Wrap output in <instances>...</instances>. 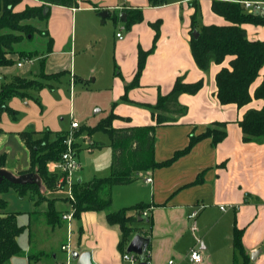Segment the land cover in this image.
Wrapping results in <instances>:
<instances>
[{
  "label": "crops",
  "instance_id": "crops-1",
  "mask_svg": "<svg viewBox=\"0 0 264 264\" xmlns=\"http://www.w3.org/2000/svg\"><path fill=\"white\" fill-rule=\"evenodd\" d=\"M212 1L166 0L164 5L152 6L149 0H82L77 8L50 5L48 18L40 20L45 26L42 24V28H39L46 32V46L40 49L41 57L30 61H39L40 70L31 72L30 66L23 73L25 76L30 71L35 75L36 79L33 80H39L42 72L49 75L66 72L62 78L69 76L70 81H82L81 77L76 76L79 70L76 65L86 64L87 61L77 60L79 50L85 46L92 48L95 43L105 45L109 42L106 30H111L112 57H108L107 61L99 59L100 68L92 66L90 72L97 74L100 71L103 74L101 84L109 93L105 103L107 113L103 119L114 112L118 116L113 121L116 128L154 124L148 106L155 105L160 94H168L178 77L184 76L187 83L203 80L204 85L197 94L185 93L179 97V103L188 108L187 113L178 117L173 124L156 128L155 161L165 162L174 158L187 147L192 134L200 135L214 123L226 124L225 139L213 144L211 138H205L169 165L142 172L139 179L130 184L112 187L123 195L120 203L116 204L114 200L112 205L115 211L139 203L149 206L142 213L147 217L149 228L138 226L142 227L141 233L151 240L146 254L148 264H169L171 260L173 264H196L190 258L192 250L202 254L200 264H264V141L245 142L239 125L248 110H260L264 101L253 98L243 107L219 102L216 74L223 67H229L230 57L221 64L212 62L207 71L197 66L190 48L193 17L197 28L229 24L213 12ZM41 4L38 0H22L14 11ZM136 8L142 9L143 20L130 27L127 21L122 22L115 15L126 13L128 18L127 11ZM104 10L109 12V17L100 16ZM155 22H160L159 39L145 59L137 84L133 85L140 49L149 51L153 47L156 32L150 24ZM243 28L249 40L264 41V26L244 24ZM119 32L122 38L117 37ZM9 58L14 64L0 66L1 84L12 81L7 79V75L12 76L15 67L25 68L18 54H11ZM19 62H22L21 67L18 66ZM263 78L264 66L250 87L252 96ZM2 79L4 82H1ZM128 86L131 87L127 91ZM23 100L28 105V98L24 97ZM31 128L34 126L31 125ZM19 139L23 151L28 155V167H22V151L16 154L17 164L13 167L7 157L1 174L14 182L37 181L43 191L41 187L44 186L36 174L27 172L30 154L21 136ZM87 142L89 149H95L92 148L94 142L89 139ZM81 149L82 146L78 153ZM4 153L7 154V151ZM81 171L82 168L76 175L78 181H82ZM147 178L152 181L147 182ZM35 205L36 213L44 215L42 212L46 207ZM222 206L225 210L221 209ZM69 208L63 202L58 209L65 213ZM194 210H198L196 234L191 231L193 220L189 218ZM93 212L100 218V227H91L92 236L81 227L76 240L79 253L90 252L93 264H125L118 248L121 236L119 227L107 223L105 212ZM87 213L82 214L85 216ZM41 217L34 218V223ZM140 220L143 221L142 218ZM235 227L242 230L244 254L238 256L233 247ZM78 247L73 245V252ZM52 259L56 264L62 258L53 254Z\"/></svg>",
  "mask_w": 264,
  "mask_h": 264
},
{
  "label": "trees",
  "instance_id": "trees-1",
  "mask_svg": "<svg viewBox=\"0 0 264 264\" xmlns=\"http://www.w3.org/2000/svg\"><path fill=\"white\" fill-rule=\"evenodd\" d=\"M42 4L37 7H26L23 11H14L22 0H0V66H12L14 61L9 55L18 53L15 44L19 43L23 34H31L35 30L25 22L29 19L45 20L49 12L44 15L45 7L59 5L77 8L82 0H38ZM244 0H213L212 10L222 16L229 24L224 26L208 25L197 28V22L193 17V30L199 32V36H191L190 48L193 58L202 71H207L212 62L221 64L230 57L229 67H223L216 74L217 98L223 105L236 104L243 107L251 102L253 98L264 101V78L256 88L254 96L250 94L252 83L259 76L264 66V41H251L243 28L244 24L264 26V11L248 12L241 3ZM86 2V1H85ZM89 2V1H88ZM152 6L164 5L166 0H149ZM90 3V2H89ZM91 4V3H90ZM127 26L143 20V11L140 8L127 11ZM155 30L153 47L149 51H139L138 71L133 85H136L141 75L145 59L150 54L160 36V22L150 24ZM40 31L41 35L46 32ZM18 33V34H16ZM50 49V47H49ZM41 52L35 53L40 54ZM23 55V53L21 52ZM34 54V55H35ZM66 72L56 74H40L39 80H27L24 77L16 76L11 82L0 83V109L6 108V102L13 96L21 95L26 97V91L34 87H43L47 81L60 79ZM203 80L194 83L185 82V77H178L173 89L166 95L160 94L151 110L154 124L148 126H131L116 128L113 121L118 118L111 112L105 119L96 126L82 128L77 131L76 136L87 132L92 136L95 132L101 131L108 135L112 149L111 173L108 177L94 178L87 184L77 181L75 189V213L77 218L87 211L105 212L106 220L110 226H118L121 231L119 250L123 253L133 237V222L137 216H142V211L148 205L137 204L128 208L112 211V198L109 192L113 186L127 185L139 179L140 174L149 169L169 165L178 157L188 153L199 141L211 138L213 144L223 141L227 135L225 123H214L200 135L192 134L189 144L185 149L179 151L174 158L165 162H156L154 158L156 128L165 124H173L178 117L185 115L188 108L179 103L182 94H197L203 87ZM131 86L127 87V91ZM127 94V93H126ZM127 96H124L126 100ZM239 125L242 129L245 142L264 141V105L260 110H248ZM1 133V130H0ZM34 132L20 133L21 139L27 146L30 153V169L35 170L43 179L46 187L50 190L57 188V175L49 172L48 163L59 160L66 150L65 132L55 133V140H49L50 132L35 138ZM101 144H92V148L101 147ZM7 155L0 154V171L6 165ZM13 190L20 196L27 192H36L32 184H19L0 173V264H5L12 257L20 256L21 249L17 238L24 227L17 222V213L7 211L8 201L5 195ZM45 213L47 224L56 229L62 225V214L54 210L51 204ZM233 247L235 255H243L242 230L235 227L233 231ZM41 255V254H40ZM39 255L30 256L29 261L34 264L39 262ZM237 264V263H235Z\"/></svg>",
  "mask_w": 264,
  "mask_h": 264
},
{
  "label": "rangeland",
  "instance_id": "rangeland-1",
  "mask_svg": "<svg viewBox=\"0 0 264 264\" xmlns=\"http://www.w3.org/2000/svg\"><path fill=\"white\" fill-rule=\"evenodd\" d=\"M115 15L120 19L121 13ZM25 22L35 28L33 33L29 35L23 34L21 41L15 44V48L18 52L15 54H18V58L25 64V68L20 69L15 67V73L12 76L7 75L8 80H13L16 76L26 77L27 80H33L36 78L31 72L34 69H37L38 71L40 70L41 65L39 61H30L41 57L39 54L37 55L35 53L41 52L40 49L46 46V44H44L46 41L45 36L41 35L40 31H38L39 28H42L43 22L34 18L27 19ZM121 32L123 33L124 31L122 30ZM106 34L109 38V42H106L105 45L95 43V46L92 48L90 46H85L83 49L79 50L80 52L77 54V60L79 61L83 59L87 61L86 64L81 63L80 65V63H77L76 65L79 69L76 71V76L81 77L82 81L79 79H77L76 82L73 80L70 81L69 76L61 77L59 80L47 81V85L43 87H34L26 91L27 95L25 98H28V105L25 104V100H23L24 97L16 95L6 102V108L0 109V151H2V154H6L4 152L7 151L6 155L8 157V162L12 167L17 164L15 158L16 154L22 152L24 148L19 139L20 133L30 132V130H32L34 132L33 136L38 138L42 134L44 135L47 132H50L48 133L49 140L52 142L56 138L55 133L65 132L67 138L70 137L72 139V145L77 152L82 146V149L77 156L82 168L80 177L84 184H87L94 178H104L110 175L112 149L110 148V139L108 135L101 131L95 132L92 136H89L87 132H82L78 136L75 135L77 131L82 128L96 126L107 113L105 112L107 107L105 103L106 100H108L109 93L108 89L101 84L104 80V78L101 77L103 74H100V71H98L97 74H92L90 72L92 66L100 68V66H98L99 59L107 61L108 57H112L113 44L110 39L112 34L111 30H106ZM76 52H78V50H76ZM93 57L95 58L93 59ZM30 66L31 72L29 71L28 74L23 76L25 69ZM72 120L78 122V129L71 128ZM31 125H33L34 128H31ZM87 139L95 144H101L102 146L95 149H89V142H87ZM27 156L28 155L25 151L22 157V167H28L29 165ZM4 168L5 166L2 169ZM48 169V171L51 172V162L48 163ZM27 172L36 174L35 176L38 177L44 188L41 187L43 191L40 190L37 181L26 182V184H32L35 186V193L29 191L20 196L15 191L10 190L5 195V198L8 201L7 211L17 213L18 224L19 226L24 227L17 240L21 249V255L12 257L5 264H34L33 261H29V255H39V262L42 264H54L52 259L53 254H57L59 257L61 256V260L66 259L67 254L62 251L61 246L69 243L68 237L70 232L68 231V222L63 219L61 227L52 230L45 220V213L50 202H52L51 204L53 205L54 210L63 214L61 210L58 209L60 205L64 202L66 206H69L70 203L74 204L75 201H71L65 192H61L58 188L55 190L48 189L39 173L35 170L29 168ZM77 181L76 177L72 187L74 199H76L75 189ZM17 183L25 184L21 182ZM116 190L117 189H111L108 193H104L106 196L107 194L110 195L112 198V204L114 200H116V204L120 203L123 197L122 194H119L120 191ZM35 203L46 207L45 212H42L44 215L38 212L36 213L37 206ZM110 209L115 211L114 205H111ZM39 215L42 216L41 219L34 223V218L37 219ZM139 218H142L143 221H139ZM137 219L138 220L132 224V227H134L133 233H143L141 229L142 227H145L146 229L149 228L148 222L146 221L147 217L142 215ZM99 222L100 218H98V215H96V213L94 214L93 211H88L85 216L82 214L81 218L74 216V219L71 222V228L73 231L72 246L74 245V247H78L76 240L82 226L84 227V231L88 233L89 236H92L91 227L94 226L99 228ZM138 226L142 227L139 228ZM193 243H195V241H193ZM74 251L80 252L79 247L74 248ZM73 264L77 263L73 261Z\"/></svg>",
  "mask_w": 264,
  "mask_h": 264
},
{
  "label": "built area",
  "instance_id": "built-area-1",
  "mask_svg": "<svg viewBox=\"0 0 264 264\" xmlns=\"http://www.w3.org/2000/svg\"><path fill=\"white\" fill-rule=\"evenodd\" d=\"M241 3L244 5L245 9L248 12H257L264 11V0H244L241 1ZM117 37L122 38V33H117ZM18 66H22V62L18 63ZM71 128L72 129H78L79 124L77 121L72 120L71 121ZM65 144L67 146L66 150L62 153L61 158L59 160L51 161V173L57 175V188L61 192H65V194L68 196V198L71 201H75L72 187L74 184V181L76 180V175L81 169L80 163L78 161V152L74 149L72 145V139L69 137L65 140ZM147 182H151V178L146 179ZM70 208L67 212L62 214V219L66 222H68V231L69 233V243L63 244L61 246L62 251L66 252L67 257L65 260H60L56 264H73V258H72V252H73V246H72V240H73V231L71 228V222L74 219V213H75V207L73 203H70ZM222 210H225V207H221ZM146 215V213H145ZM198 215V210H194L189 214V218L193 220V223L191 225V231L193 233L198 232V227L196 224V217ZM197 241L200 243V240L197 239ZM191 260L196 263L200 264L203 260L202 254L199 251L192 250L190 253ZM121 259L125 263L129 264H140L141 261L137 254L131 252H127L125 250L122 255ZM147 264L148 262L145 261ZM174 262L171 260L169 261V264H173Z\"/></svg>",
  "mask_w": 264,
  "mask_h": 264
},
{
  "label": "water",
  "instance_id": "water-1",
  "mask_svg": "<svg viewBox=\"0 0 264 264\" xmlns=\"http://www.w3.org/2000/svg\"><path fill=\"white\" fill-rule=\"evenodd\" d=\"M48 11H49V7H45L44 15H46ZM100 16L102 18H106V17H109L110 14L107 10H104L100 12ZM120 20L122 22L127 21L126 13H121ZM192 35L194 38H197L199 36V32L197 30H194L192 32ZM1 82H4V80L2 79ZM150 241L151 240L149 237L144 236L142 233H136L129 241L126 250L129 253L133 252L137 254L141 261L140 264H147L145 261H146V254L148 251ZM72 258L74 261L77 262V264H93L90 252L79 253V252L74 251L72 252ZM37 264H40V262H38Z\"/></svg>",
  "mask_w": 264,
  "mask_h": 264
}]
</instances>
